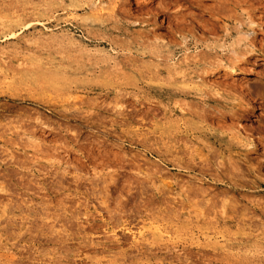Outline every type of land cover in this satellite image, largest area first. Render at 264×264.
Listing matches in <instances>:
<instances>
[{
	"label": "rangeland",
	"instance_id": "374dc122",
	"mask_svg": "<svg viewBox=\"0 0 264 264\" xmlns=\"http://www.w3.org/2000/svg\"><path fill=\"white\" fill-rule=\"evenodd\" d=\"M0 264H264V0H0Z\"/></svg>",
	"mask_w": 264,
	"mask_h": 264
},
{
	"label": "bare ground",
	"instance_id": "6f19581e",
	"mask_svg": "<svg viewBox=\"0 0 264 264\" xmlns=\"http://www.w3.org/2000/svg\"><path fill=\"white\" fill-rule=\"evenodd\" d=\"M224 5H225L224 2L222 1L221 4H220V6L223 7V9H225V7H226V6H224ZM216 9H217V8H216ZM213 12H214V11H213ZM221 13H222V12H221ZM223 14H225V13H223ZM223 16H224V15H223ZM223 16H221V14H218V13H217L215 17L213 16V18H214L215 21H222V20H225V17H226V20H227L228 17H229V16H225V17H223ZM174 18H175V17H174ZM226 20H225V21H226ZM213 24H214V23H213ZM249 26H250V25H249ZM252 28H253V27H252ZM208 31H209V30H208ZM221 31H227V27H226V26H223V27L220 26V27H217V28L215 27L213 33L211 32L210 34H213V35L215 36L216 34H218V32H221ZM42 37H43V36H42ZM30 38H31V37H30ZM26 39H27V38H26ZM238 39H239V38H238ZM250 41H251V40H250ZM252 45H253V44H252ZM252 45H251V47H252ZM239 54H240V53H239ZM193 56H194V55H193ZM234 58H235V57H234ZM226 60H228V59H226ZM189 61H190V60H189ZM235 61H236V59H235ZM195 62H196V61H195ZM229 62H230V64H232V65L235 64V62H233L232 60H230ZM236 62H237V61H236ZM237 63H238V62H237ZM178 77H179V76H178ZM196 111H197V110H196ZM205 111H206V110H205ZM207 115H208V114H207ZM223 115H224V114H223ZM201 118H202V117H201ZM207 119H208V118H207Z\"/></svg>",
	"mask_w": 264,
	"mask_h": 264
}]
</instances>
